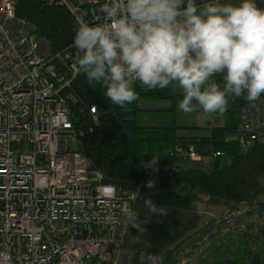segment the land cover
I'll return each mask as SVG.
<instances>
[{
  "label": "built area",
  "instance_id": "obj_1",
  "mask_svg": "<svg viewBox=\"0 0 264 264\" xmlns=\"http://www.w3.org/2000/svg\"><path fill=\"white\" fill-rule=\"evenodd\" d=\"M108 2L47 1L65 8L76 24L90 26L105 23L99 8ZM34 30L16 18L13 0H0V264H121L128 232L123 209L133 207L141 189L173 183L186 167L211 160L193 146H177L169 153L177 162L147 164L137 190L106 183L104 173L79 152L91 129L72 120L69 91L79 76L74 61L46 57L47 46ZM245 101L238 134L248 152L264 143V96L253 104ZM90 111L97 123L96 109ZM69 141L78 145V154L69 155ZM259 215L255 207L216 219L173 264H189L222 233H245Z\"/></svg>",
  "mask_w": 264,
  "mask_h": 264
},
{
  "label": "trees",
  "instance_id": "obj_2",
  "mask_svg": "<svg viewBox=\"0 0 264 264\" xmlns=\"http://www.w3.org/2000/svg\"><path fill=\"white\" fill-rule=\"evenodd\" d=\"M47 1L15 0V16L34 25L36 37L47 44L48 58L68 56L74 61L78 24L65 8ZM209 2L213 0L205 3ZM256 3L264 9V0ZM213 79L223 85L222 74ZM134 89L138 99L124 107L107 100L103 89L90 88L83 74L76 77L69 91L74 125L91 129L82 139L79 152L92 169L104 173L106 183L123 191L137 190L144 168L152 160L160 166L177 162L169 156L177 146H193L211 161L207 166L198 162L186 167L173 183L139 191L132 209L140 214L146 231L140 236L137 229L128 227L121 264H139L140 253L161 257L162 264H173L177 253L216 219L236 209L255 207L260 215L245 233H222L219 240L194 254L189 264H264V143L255 144L248 152L241 149L238 126L245 97L228 98L223 125L210 129V135L187 136L180 133L184 128L142 127L135 119L134 106L139 99H182L176 89L149 90L138 82ZM92 108L96 109L97 123L93 122ZM148 199L167 214L150 215L144 207ZM203 208L219 211L206 221ZM129 251L136 253L131 260L125 255Z\"/></svg>",
  "mask_w": 264,
  "mask_h": 264
},
{
  "label": "clouds",
  "instance_id": "obj_3",
  "mask_svg": "<svg viewBox=\"0 0 264 264\" xmlns=\"http://www.w3.org/2000/svg\"><path fill=\"white\" fill-rule=\"evenodd\" d=\"M99 12L105 23H78L74 68L112 104L136 101L137 82L149 90L178 87L184 113L197 106L206 114L223 113L229 97L264 95V9L256 0L201 6L195 0H109ZM217 74L223 85L213 79ZM144 207L150 215L167 214L150 199ZM122 214L128 227L145 234L137 211L126 207ZM125 255L131 260L136 253ZM139 264L161 261L140 253Z\"/></svg>",
  "mask_w": 264,
  "mask_h": 264
},
{
  "label": "rangeland",
  "instance_id": "obj_4",
  "mask_svg": "<svg viewBox=\"0 0 264 264\" xmlns=\"http://www.w3.org/2000/svg\"><path fill=\"white\" fill-rule=\"evenodd\" d=\"M208 0H195L196 4H203ZM177 95H183L182 90L176 88ZM178 100H152L139 99L134 106L136 123L142 127L150 128H184L180 130L181 134L187 136H207L210 135V129L223 125L226 116L222 113L206 114L198 106L191 113H184L179 109ZM69 155H76L79 147L69 141ZM248 210L247 208H241ZM206 213L204 220L216 215L219 209H202ZM209 217V218H208ZM205 222V221H204Z\"/></svg>",
  "mask_w": 264,
  "mask_h": 264
},
{
  "label": "bare ground",
  "instance_id": "obj_5",
  "mask_svg": "<svg viewBox=\"0 0 264 264\" xmlns=\"http://www.w3.org/2000/svg\"><path fill=\"white\" fill-rule=\"evenodd\" d=\"M14 1V11H15V0H13ZM37 38V37H36ZM38 39V38H37ZM38 40H41V39H38ZM41 41H43V40H41ZM45 44H46V42L45 41H43ZM46 46H47V44H46ZM45 55H46V57H48L49 55H48V52H47V48H46V51H45ZM71 100V99H70Z\"/></svg>",
  "mask_w": 264,
  "mask_h": 264
},
{
  "label": "water",
  "instance_id": "obj_6",
  "mask_svg": "<svg viewBox=\"0 0 264 264\" xmlns=\"http://www.w3.org/2000/svg\"><path fill=\"white\" fill-rule=\"evenodd\" d=\"M247 102H248V104H253L255 102V100H249V99H247Z\"/></svg>",
  "mask_w": 264,
  "mask_h": 264
}]
</instances>
